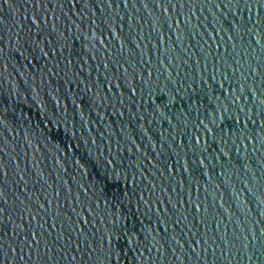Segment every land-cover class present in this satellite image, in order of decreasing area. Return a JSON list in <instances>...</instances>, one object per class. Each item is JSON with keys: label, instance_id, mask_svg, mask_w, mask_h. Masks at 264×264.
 <instances>
[{"label": "water", "instance_id": "obj_1", "mask_svg": "<svg viewBox=\"0 0 264 264\" xmlns=\"http://www.w3.org/2000/svg\"><path fill=\"white\" fill-rule=\"evenodd\" d=\"M0 264H264V0H0Z\"/></svg>", "mask_w": 264, "mask_h": 264}]
</instances>
